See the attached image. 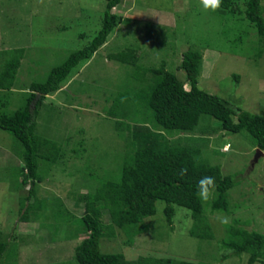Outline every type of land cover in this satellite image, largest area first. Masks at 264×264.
Instances as JSON below:
<instances>
[{
    "label": "rangeland",
    "instance_id": "374dc122",
    "mask_svg": "<svg viewBox=\"0 0 264 264\" xmlns=\"http://www.w3.org/2000/svg\"><path fill=\"white\" fill-rule=\"evenodd\" d=\"M103 9V0H0V51L5 53L0 66L13 50H22L12 89L0 90V111L10 114L22 107L29 84L43 82L70 52L87 45L100 27ZM111 12L128 22L117 25L101 49L74 69L62 90L46 97L38 109L35 134L59 144L63 156L58 165L47 169L43 162L38 164L42 180L35 182L34 197L27 202L41 203L37 218L30 212L26 221L19 219L18 201L26 195L28 183L16 141L0 130V242L6 244L1 262L76 264L73 248L85 234L73 240L64 235L69 222L83 214V202L75 194L93 193L97 179L117 180L132 141L134 150L197 149L195 163L218 166L222 175L235 181L227 192L228 211L210 212V200L203 202L213 238L199 240L188 234L192 221L186 209L173 206L171 223L166 224L163 203L157 201L154 215L142 220L145 232L127 243L124 233L113 227V235L100 239V252L121 253L126 260L164 258L169 264L181 260L246 264L247 254L233 256L221 247L226 225L217 217L227 215L231 218L227 226L264 235V153L254 160L256 148L245 131L228 134L207 115L200 116L193 131L172 134L149 124L135 125L130 111L127 118L109 117L113 102L122 103L140 84L133 80L131 67L108 56L128 46L138 47L137 65L157 68L163 62L164 69L187 89L178 67L181 53L197 50L202 55L199 89L224 99L232 110L264 116V52L256 57L253 27L240 22V14L205 10L200 0H121ZM149 77L146 71L143 78ZM114 119L128 124L130 132L116 130ZM226 146L228 151L223 150ZM57 207L63 209L64 217L55 224L51 212ZM101 222L109 224L105 210H101Z\"/></svg>",
    "mask_w": 264,
    "mask_h": 264
},
{
    "label": "trees",
    "instance_id": "16d2710c",
    "mask_svg": "<svg viewBox=\"0 0 264 264\" xmlns=\"http://www.w3.org/2000/svg\"><path fill=\"white\" fill-rule=\"evenodd\" d=\"M103 1L100 27L88 44L70 52L60 65L49 71L43 82L29 84L22 107L10 114L0 111V130L8 133L16 141L21 169L25 171L24 181L28 183L26 195L18 201L21 221H26L30 212L36 218L39 217L42 209L38 200H34L35 204H27L28 200L34 197L35 182L39 183L42 180L39 175V162H43L47 169L58 165L63 156L59 144L35 134V119L39 107L46 97L62 90L69 82L72 71L92 57L117 25L128 22L127 19H122L111 12L121 0ZM239 3L242 4L241 8ZM219 12L225 16L240 14L239 21L253 27L257 43L256 57H260L264 52V6L261 0H222ZM138 50V47L128 46L108 56L110 60L131 67L133 80L140 84L133 91V95L124 98L122 103L113 102L114 109H109L107 114L109 117L127 118L130 111L132 114L129 117L135 125L149 124L158 131L172 134L193 131L200 116L207 115L218 121L220 127L228 134L245 131L254 147L264 153V116L253 115L238 108L232 110L224 99L197 87L202 58L200 52L187 49L181 53L178 67L183 72L188 86L185 89L174 74L164 69L163 62L157 68H143L137 65L140 54ZM2 54L5 53L0 51V56ZM21 57L22 50H13L8 59L1 64L0 90L9 92L12 89ZM146 71L151 74L148 80L143 78ZM114 120L116 130L130 132L131 127L128 124L117 122L118 119ZM127 146L117 180L100 178L97 179L93 193L75 194V199L83 202V214L69 222L64 235L65 239L73 240L85 234L73 248V259L76 264H169V260L164 258L141 256L134 260H126L121 253H101L99 250L100 239L106 235H113V227L124 233L127 243H130L134 236L145 232L147 225H144L142 220L154 215L157 201L163 203L162 213L166 224L171 223L173 206L182 207L189 212L192 221L188 234L199 240H211L213 235L204 216V204L197 195L198 181L204 176L214 177L217 185L215 197L210 199L209 211L218 213L228 211L227 192L234 186L235 181L230 176L222 175L218 166L195 163L197 149L170 147L165 152L153 148L134 150L132 141H128ZM181 168H187L186 176L182 177L179 174ZM54 201L59 203L57 198ZM57 208L59 209L51 212L54 223L64 217L63 209ZM101 210L107 212L108 225L101 222ZM50 227L55 229L53 226ZM220 245L230 250L233 256L247 254L246 264H264L263 234L247 231L235 225H226V237ZM5 250L6 244L0 242V264H3L1 260ZM173 264L198 263L181 260Z\"/></svg>",
    "mask_w": 264,
    "mask_h": 264
},
{
    "label": "clouds",
    "instance_id": "9594fccd",
    "mask_svg": "<svg viewBox=\"0 0 264 264\" xmlns=\"http://www.w3.org/2000/svg\"><path fill=\"white\" fill-rule=\"evenodd\" d=\"M205 10L211 9L212 11H217L221 8L222 0H200ZM230 146H226L223 150L228 151ZM179 174L183 177L187 174V168H181ZM197 195L202 202L207 203L210 199L215 197L217 185L215 178L212 176L202 177L197 184ZM222 225H227L230 223L231 218L227 215H221L217 217Z\"/></svg>",
    "mask_w": 264,
    "mask_h": 264
},
{
    "label": "water",
    "instance_id": "95a60500",
    "mask_svg": "<svg viewBox=\"0 0 264 264\" xmlns=\"http://www.w3.org/2000/svg\"><path fill=\"white\" fill-rule=\"evenodd\" d=\"M258 155H263V152L260 151V150H258V149H256V156H255L254 160H256V157H257Z\"/></svg>",
    "mask_w": 264,
    "mask_h": 264
},
{
    "label": "crops",
    "instance_id": "0c3cea01",
    "mask_svg": "<svg viewBox=\"0 0 264 264\" xmlns=\"http://www.w3.org/2000/svg\"><path fill=\"white\" fill-rule=\"evenodd\" d=\"M130 2H133V0H130ZM117 6H118V5H117ZM117 6H116V7H117ZM114 8H115V7H114ZM99 49H101V47H100Z\"/></svg>",
    "mask_w": 264,
    "mask_h": 264
}]
</instances>
